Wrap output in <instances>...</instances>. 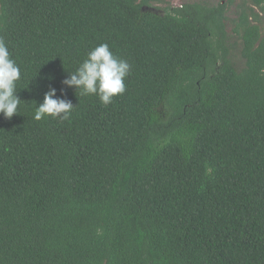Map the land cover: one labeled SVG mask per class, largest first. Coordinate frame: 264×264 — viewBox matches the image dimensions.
I'll list each match as a JSON object with an SVG mask.
<instances>
[{
  "label": "trees",
  "instance_id": "obj_1",
  "mask_svg": "<svg viewBox=\"0 0 264 264\" xmlns=\"http://www.w3.org/2000/svg\"><path fill=\"white\" fill-rule=\"evenodd\" d=\"M168 1L0 0V264H264V0ZM102 43L107 106L62 84ZM50 88L67 120L33 119Z\"/></svg>",
  "mask_w": 264,
  "mask_h": 264
},
{
  "label": "clouds",
  "instance_id": "obj_2",
  "mask_svg": "<svg viewBox=\"0 0 264 264\" xmlns=\"http://www.w3.org/2000/svg\"><path fill=\"white\" fill-rule=\"evenodd\" d=\"M131 65L124 59L117 58L106 43L91 49L80 66L62 81L67 87L75 88L81 95H96L107 106L113 97L125 92V77ZM21 72L15 60L11 58L8 47L0 39V114L11 119L18 113L21 103L15 94L16 82ZM33 119L41 120L45 116L67 120L75 108L71 101L56 98V89L50 88L43 97V102L34 107Z\"/></svg>",
  "mask_w": 264,
  "mask_h": 264
},
{
  "label": "rangeland",
  "instance_id": "obj_3",
  "mask_svg": "<svg viewBox=\"0 0 264 264\" xmlns=\"http://www.w3.org/2000/svg\"><path fill=\"white\" fill-rule=\"evenodd\" d=\"M237 2H240L241 0H236ZM219 2L225 3L224 0H169L167 5L169 7H178L181 5H186V4H193V3H204V4H210V5H217ZM164 5H154V7H160L162 8ZM166 6V5H165ZM164 6V7H165ZM262 16V15H261ZM234 17L233 14V9L229 8L227 12V18L232 19ZM261 32L264 34V16L261 18ZM227 31H230L231 26L229 25V21L227 22ZM233 55L236 57V61L238 60V52H233Z\"/></svg>",
  "mask_w": 264,
  "mask_h": 264
}]
</instances>
